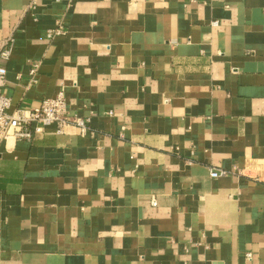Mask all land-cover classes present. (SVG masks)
<instances>
[{"label":"crops","instance_id":"1","mask_svg":"<svg viewBox=\"0 0 264 264\" xmlns=\"http://www.w3.org/2000/svg\"><path fill=\"white\" fill-rule=\"evenodd\" d=\"M8 37L9 111L90 121L0 144V264H264V0H0Z\"/></svg>","mask_w":264,"mask_h":264},{"label":"built area","instance_id":"2","mask_svg":"<svg viewBox=\"0 0 264 264\" xmlns=\"http://www.w3.org/2000/svg\"><path fill=\"white\" fill-rule=\"evenodd\" d=\"M59 27L51 30L50 37L60 34ZM13 50V38L8 37L0 40V89L7 83L6 62L9 61ZM38 64H32L30 69V82L37 81ZM11 98L0 90V144L9 140H31L35 134L41 133L47 126L57 125L58 131L64 126L73 125L81 132L88 129L89 119L79 116H71L67 109V102L64 94L58 92L54 97L44 99L39 105L30 109H18L10 112ZM225 174L223 170H214L211 175L214 177ZM248 257L251 255L248 254Z\"/></svg>","mask_w":264,"mask_h":264}]
</instances>
